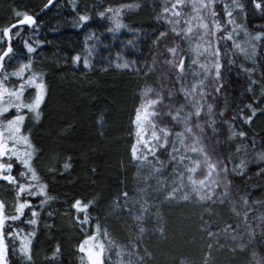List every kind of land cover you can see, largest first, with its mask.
<instances>
[{"label":"snow or ice","instance_id":"1","mask_svg":"<svg viewBox=\"0 0 264 264\" xmlns=\"http://www.w3.org/2000/svg\"><path fill=\"white\" fill-rule=\"evenodd\" d=\"M58 2L0 18V264H264V0H66L83 39L41 55ZM101 76L131 104L86 123Z\"/></svg>","mask_w":264,"mask_h":264},{"label":"trees","instance_id":"2","mask_svg":"<svg viewBox=\"0 0 264 264\" xmlns=\"http://www.w3.org/2000/svg\"><path fill=\"white\" fill-rule=\"evenodd\" d=\"M44 2H46V0H0V18L6 17V13L9 10L10 5H25L28 7L38 8V6L42 5ZM70 15V7L67 5L66 0H59V2L52 7L46 15L42 16L45 25L54 26L58 30L52 31L46 29L42 31L41 38L50 40L52 43L42 51L41 55L52 56L56 51L72 52L79 41L83 39V34L77 35L75 30L68 23ZM132 19L137 23H149L147 12H142L140 16L133 17ZM98 23V21L94 22L92 27L87 29V31L97 30L96 25ZM145 55H147V53H145ZM99 79L101 80V88L96 94L101 97V100L97 101L95 106L91 107L90 111L85 113L86 123H91V116L105 107V104L103 103V96H117L120 104L124 107H128L131 104V97L128 93L130 84L126 80H119V78L105 76H101ZM113 79L118 80L115 88L112 86ZM52 86L54 100L48 109V113L50 115H54L59 107L64 105L73 107L75 105V95L69 84L53 78ZM235 87L239 89L240 86L236 85ZM229 91L231 92L232 89ZM117 113L118 108H114L112 112L109 113V119L112 124L110 135L112 136H115V134L122 128L121 121L126 119L125 116L118 115ZM79 135L80 134L78 133L77 136ZM124 147H126V145L114 144L111 151L113 154L120 153L123 152ZM111 162L115 165L116 161L114 156L112 157ZM116 172V168L113 167L111 172L105 176V183L110 186V190H115L116 185L119 182V177ZM179 214V210H171L169 212L170 219L172 221L176 220ZM41 244L42 246H46V242L44 240L41 241ZM65 264H74L73 258L70 255L66 254Z\"/></svg>","mask_w":264,"mask_h":264}]
</instances>
